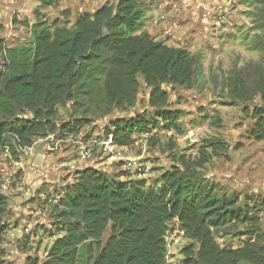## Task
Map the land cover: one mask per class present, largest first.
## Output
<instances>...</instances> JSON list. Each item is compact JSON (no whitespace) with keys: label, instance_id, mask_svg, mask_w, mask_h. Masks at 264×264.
<instances>
[{"label":"trees","instance_id":"16d2710c","mask_svg":"<svg viewBox=\"0 0 264 264\" xmlns=\"http://www.w3.org/2000/svg\"><path fill=\"white\" fill-rule=\"evenodd\" d=\"M50 6L52 0H39ZM149 0H116L92 13L77 16L66 27L36 24L31 49H24L19 32L25 23L14 18L10 34L0 37V149L16 144L31 146L49 135L73 134L79 125L58 124V108L71 104L95 107L101 115L131 109L141 82L153 115L137 114L112 121L105 139L128 147L134 135L149 134L159 123L180 131L181 111L169 109L164 87H188L201 73L200 63L186 47H168L141 32ZM260 9L257 46L264 51V0ZM23 55L31 60L21 62ZM264 102V81L255 87ZM29 114L30 118H19ZM249 136L264 141V110L252 112ZM11 139V144L8 143ZM220 151V143L207 142ZM207 158L189 163L180 158L155 186L143 181H112L105 172L85 168L59 201L63 235L42 262L27 264H79L89 254L90 264H165L164 235L175 220L189 241L181 249V264H264V233L258 218L234 196H218L214 188L197 183V171ZM6 200L0 196V243ZM246 225L241 246L221 247L214 234L227 226ZM106 230L109 235L102 245ZM0 264L2 252L0 250Z\"/></svg>","mask_w":264,"mask_h":264},{"label":"rangeland","instance_id":"374dc122","mask_svg":"<svg viewBox=\"0 0 264 264\" xmlns=\"http://www.w3.org/2000/svg\"><path fill=\"white\" fill-rule=\"evenodd\" d=\"M149 1L153 4L145 13L140 33H147L156 42L186 47L202 70L188 87H164L169 109L182 112L178 121L181 133L159 123L149 134L134 135L128 147L107 144L105 131L115 119L153 115L147 104L148 91L141 82L135 105L125 112L112 109L101 115V110L85 106L73 111L68 103L58 108L61 114L57 123L78 124L75 133L35 139L29 146L33 147L32 154L0 149V196L6 200L0 243L2 264L45 259L53 242L63 235L59 201L85 168L105 172L114 182L137 180L149 187L178 165L179 158L198 163L208 157L207 163L196 169L197 183L212 186L218 196L237 198L238 206H247L256 215V228L264 233V141L249 136L255 122L252 112L264 110L255 90L264 81V51L257 46L263 39L259 30L262 0ZM115 2L52 0L50 6L38 4L34 8V0H20L8 11L11 19L25 23L19 41L24 49H31L34 25L71 27L77 16ZM1 8L6 9L3 2ZM5 26L0 21L3 39L8 35ZM30 60V55L20 58L21 62ZM207 142L220 143L221 150L207 148ZM84 151L89 157H82ZM168 227L172 234L180 231L175 222ZM245 227L227 226L214 238L221 247L241 246ZM108 235L106 230L102 245ZM174 239L177 245L171 254L181 258V249L189 241L176 234ZM89 257L86 255L79 264H90Z\"/></svg>","mask_w":264,"mask_h":264},{"label":"built area","instance_id":"2783aa9c","mask_svg":"<svg viewBox=\"0 0 264 264\" xmlns=\"http://www.w3.org/2000/svg\"><path fill=\"white\" fill-rule=\"evenodd\" d=\"M106 142H107V144H111L110 141H106ZM3 149H4L5 153H7L9 151V147H7V146L4 147ZM15 152L32 154L33 153V147H22V146L16 144ZM82 157H84V158L89 157V153L84 151L82 153ZM173 222L177 223L175 220ZM175 234L177 235V238H179V239L184 238V234H183L182 229H180V231H178V232L176 231L173 234L168 229L164 235V242H165V248H166L165 264H176L179 262V260L181 261V259H182V257L176 259V257H173L171 254L172 248H175L177 245V242H176L177 240L174 239Z\"/></svg>","mask_w":264,"mask_h":264},{"label":"crops","instance_id":"0c3cea01","mask_svg":"<svg viewBox=\"0 0 264 264\" xmlns=\"http://www.w3.org/2000/svg\"><path fill=\"white\" fill-rule=\"evenodd\" d=\"M19 1L20 0H0V2H3V7L6 8V9H3V8L0 9V21L3 22L4 24H6L5 31L8 34L7 37L10 34L11 21H12V19H14V18H12V19L10 18V15H9V11L8 10H13V8H14L15 5H12V4H16L17 5L19 3ZM38 4H39V2H36V0H34V8H36L38 6ZM19 14H21V13H19ZM17 18H19V17L17 16ZM20 20L21 19H19V21ZM21 21H23V20H21ZM164 44L166 46H168V47L178 48V46H176L174 44H167V43H164ZM60 114H61V112L59 111L58 116H60ZM234 248H236V247H234Z\"/></svg>","mask_w":264,"mask_h":264}]
</instances>
